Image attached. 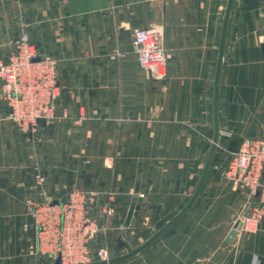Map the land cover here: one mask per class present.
Instances as JSON below:
<instances>
[{
  "label": "crops",
  "instance_id": "obj_1",
  "mask_svg": "<svg viewBox=\"0 0 264 264\" xmlns=\"http://www.w3.org/2000/svg\"><path fill=\"white\" fill-rule=\"evenodd\" d=\"M227 3L0 0V60L27 32L55 62L60 87L53 120L26 143L0 96V264H55L41 251L36 201L91 194L95 218L110 201L106 238L120 244V227L139 231L142 242L131 249L188 204L213 142ZM263 8L264 0L232 2L217 82L219 134L198 197L148 247L116 264H264V216L226 242L248 208L224 179L244 139L264 140ZM149 26L166 57L160 81L139 66L132 43L133 31ZM132 203L138 210L127 226Z\"/></svg>",
  "mask_w": 264,
  "mask_h": 264
},
{
  "label": "built area",
  "instance_id": "obj_2",
  "mask_svg": "<svg viewBox=\"0 0 264 264\" xmlns=\"http://www.w3.org/2000/svg\"><path fill=\"white\" fill-rule=\"evenodd\" d=\"M132 43L139 66L155 81L164 79L166 57L158 29L149 26L134 30ZM59 89L54 61L41 57L28 33H21L8 56L0 60V95L8 106V120L23 135L33 136L41 122L53 120ZM224 179L233 191L245 194L247 208L254 202L247 217L234 221L241 222L238 236L254 229L264 216V140L244 139ZM32 213L41 251L54 261L59 259V264H89L110 258L108 243L100 241L106 234L108 218L113 216L110 206L99 218L90 217L83 194L74 190L63 203L33 202Z\"/></svg>",
  "mask_w": 264,
  "mask_h": 264
},
{
  "label": "water",
  "instance_id": "obj_3",
  "mask_svg": "<svg viewBox=\"0 0 264 264\" xmlns=\"http://www.w3.org/2000/svg\"><path fill=\"white\" fill-rule=\"evenodd\" d=\"M233 0H228L226 11H225V17L223 21V26H222V34H221V41H220V49H219V56H218V61H217V67H216V72H215V81H214V102H213V114H214V135H213V142L211 149L208 153L207 159L205 161L201 177L198 181V184L196 186L195 192L193 193L192 197L190 198L188 204L174 217L172 218L167 224H165L163 227H161L152 237H150L148 240H146L142 245L138 246L137 248L131 250L129 253L115 257V258H110L106 261H95L89 264H116L122 261H125L141 251H143L146 247H148L152 242H154L157 238H159L169 227H171L175 222H177L193 205L195 202L196 198L198 197L202 185L204 183L209 165L211 163L212 157L214 155L217 139H218V134H219V128H218V123H217V82H218V77H219V70H220V65H221V59H222V53H223V45H224V38H225V31H226V26H227V21L229 17V13L231 10ZM262 25L264 26V19H262ZM261 50V56L262 59L264 60V30H263V43L260 46ZM254 202H251L249 205L248 210L244 214V217H247L249 215L250 209L253 208ZM138 210V206H136L134 203L130 205V208L127 212V216L125 219V225H133L134 220L133 217L136 214V211ZM241 226L240 221H236L234 225L232 226L230 232L228 233V236L226 238V242L230 243L235 236L237 235V231L239 230ZM55 264H59V259L55 261Z\"/></svg>",
  "mask_w": 264,
  "mask_h": 264
},
{
  "label": "rangeland",
  "instance_id": "obj_4",
  "mask_svg": "<svg viewBox=\"0 0 264 264\" xmlns=\"http://www.w3.org/2000/svg\"><path fill=\"white\" fill-rule=\"evenodd\" d=\"M27 33V32H24ZM36 49V48H35ZM37 51V50H36ZM52 60V59H51ZM138 60V59H137ZM55 63V62H54ZM57 77V76H56ZM1 96V95H0ZM2 98V97H1ZM3 102H5L4 100H2ZM6 104V103H5ZM7 106V105H6ZM8 108V106H7ZM20 132V131H19ZM21 133V132H20ZM22 134V133H21ZM23 135V134H22ZM29 135H24V140L25 143L29 142L31 139L29 138ZM78 192V191H77ZM84 196V201H85V207L87 209V212L89 214L90 217H93L92 214V204H93V199H92V195L91 194H83ZM110 205V201H108L105 206L106 208L109 207ZM104 206V207H105ZM112 209L113 207L110 206ZM95 218V217H94ZM112 217L108 218V221L111 219ZM107 228H108V224H107ZM119 232H117L118 236L117 238H119V241L121 242L120 244H118L117 242H114L112 239L108 240L106 238L107 233L105 234V236L100 237V241L101 242H109V248H110V258H115V257H119V256H123L127 253H129L132 247H134L136 244L142 242L141 237H140V233L139 231L137 232H125L121 227L119 228ZM108 240V241H107ZM119 245V246H118ZM142 245V244H141ZM140 246V245H139ZM118 248V249H117ZM137 248V247H136ZM135 249V248H134ZM109 258V259H110Z\"/></svg>",
  "mask_w": 264,
  "mask_h": 264
}]
</instances>
